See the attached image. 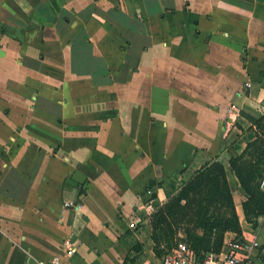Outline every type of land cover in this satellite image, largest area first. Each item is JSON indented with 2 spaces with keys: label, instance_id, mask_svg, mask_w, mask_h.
Listing matches in <instances>:
<instances>
[{
  "label": "crops",
  "instance_id": "1",
  "mask_svg": "<svg viewBox=\"0 0 264 264\" xmlns=\"http://www.w3.org/2000/svg\"><path fill=\"white\" fill-rule=\"evenodd\" d=\"M244 107L264 114L263 3L0 0V264H160L154 205L216 159L264 264L227 163Z\"/></svg>",
  "mask_w": 264,
  "mask_h": 264
},
{
  "label": "trees",
  "instance_id": "2",
  "mask_svg": "<svg viewBox=\"0 0 264 264\" xmlns=\"http://www.w3.org/2000/svg\"><path fill=\"white\" fill-rule=\"evenodd\" d=\"M264 4V0H256ZM143 12V11H142ZM240 114L250 123L255 138L241 150L230 145L229 171L245 193L244 217L256 229L264 217V114L244 107ZM227 168L217 159L205 163L165 203L155 204L150 215L153 253L160 260L179 243L196 252H220L225 235H241L234 200L227 181ZM131 250L139 252L135 243ZM122 264H136L126 258Z\"/></svg>",
  "mask_w": 264,
  "mask_h": 264
},
{
  "label": "built area",
  "instance_id": "3",
  "mask_svg": "<svg viewBox=\"0 0 264 264\" xmlns=\"http://www.w3.org/2000/svg\"><path fill=\"white\" fill-rule=\"evenodd\" d=\"M249 87V84L246 85ZM260 189L264 194V177L260 183ZM66 208H75L73 202L65 203ZM130 229H137V223L129 225ZM256 240L248 241L244 237L233 238L225 241L220 252H196L190 249L186 244L179 243L175 249H172L166 256L160 259V264H254L253 253L259 248ZM66 257H72L76 252V243L73 236H67L61 247ZM59 258H53L51 263L58 264Z\"/></svg>",
  "mask_w": 264,
  "mask_h": 264
},
{
  "label": "rangeland",
  "instance_id": "4",
  "mask_svg": "<svg viewBox=\"0 0 264 264\" xmlns=\"http://www.w3.org/2000/svg\"><path fill=\"white\" fill-rule=\"evenodd\" d=\"M234 121V119H231V123Z\"/></svg>",
  "mask_w": 264,
  "mask_h": 264
}]
</instances>
